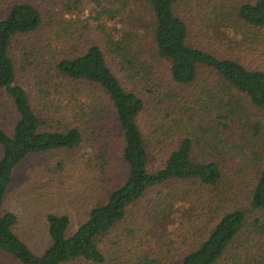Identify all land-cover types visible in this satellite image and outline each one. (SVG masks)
I'll use <instances>...</instances> for the list:
<instances>
[{"label": "rangeland", "instance_id": "obj_1", "mask_svg": "<svg viewBox=\"0 0 264 264\" xmlns=\"http://www.w3.org/2000/svg\"><path fill=\"white\" fill-rule=\"evenodd\" d=\"M19 1L36 6L45 17L41 30L17 36L11 48L17 83L25 88L33 108L47 119L71 121L73 108L80 103L69 93L72 86L55 78L52 66L98 46L124 88L136 90L144 100L145 108L137 121L148 146L149 170L161 169L178 148L183 133L174 128L176 118L169 115L170 105L162 104L159 95L179 93L187 101L197 93L198 85L177 86L171 80L169 64L155 63V70L137 87L123 73L122 63L111 55L110 42L120 43L130 34H137L142 60L152 61L157 52L155 18L148 0H0V19ZM235 3L184 0L177 13L189 25L195 46L222 58H237L252 69L264 68V37L256 39L254 32L245 27L244 32L249 34L243 43V32L235 20L223 18L232 12ZM6 103V96L0 93V129L10 133L16 115L12 104L6 108ZM123 149L121 129L112 118L90 129L79 148L34 156L17 168L6 209L18 216L15 232L32 253L40 256L49 245L48 215L68 216L69 233L74 234L87 222L91 210L125 181L128 168L122 159ZM239 161L240 157L226 166L225 179L217 189L176 182L150 190L102 239L100 248L106 264H139L143 260L182 264L193 246L202 243L224 215L236 210L248 212V224L228 259L219 264L263 263L264 210L253 211L250 202L264 161L252 170L233 164ZM163 209L166 221L159 217ZM0 264L18 263L0 252Z\"/></svg>", "mask_w": 264, "mask_h": 264}, {"label": "trees", "instance_id": "obj_2", "mask_svg": "<svg viewBox=\"0 0 264 264\" xmlns=\"http://www.w3.org/2000/svg\"><path fill=\"white\" fill-rule=\"evenodd\" d=\"M183 1L148 0L155 18L157 51L151 62L142 60L137 34H130L128 40L120 43L110 42L111 55L122 63L123 73L137 87L155 70V63L169 64L171 80L177 86L198 85L197 93L187 101L179 93L159 95L162 104L170 105L169 115L176 118L174 128L183 137L156 172L149 170L148 146L137 121L144 111V100L136 90L124 88L100 47L93 46L85 54L54 62L55 78L72 86L69 93L80 103L73 108L71 121L57 122L33 108L25 88L17 83L11 57L14 39L41 30L44 15L36 6L19 1L0 19V93L6 96V108L12 104L16 115L10 133L0 129L3 255L18 264H106L100 248L102 239L127 218L130 208L150 190L176 182H195L217 189L225 179L226 166L238 157L240 161L233 164L242 170L260 167L264 161V68L252 69L237 58H222L195 46L189 25L177 13ZM67 3L69 10L70 1ZM223 18L235 20L243 32V43L249 34L244 32L245 27L254 32L256 39L261 41L264 37V0H236L232 12ZM112 118L124 139L122 159L128 168L125 181L91 210L87 222L74 234L69 233L68 216L48 215L49 245L42 255H35L15 232L18 216L6 209L17 168L34 156L79 148L90 129L99 128ZM197 151L200 155H196ZM263 168L258 169V183L251 196L253 211L264 210ZM165 212H160L162 221H166ZM247 219L248 212L244 210L224 215L204 241L193 246L182 264H219L228 259ZM159 263L143 260L139 264Z\"/></svg>", "mask_w": 264, "mask_h": 264}]
</instances>
